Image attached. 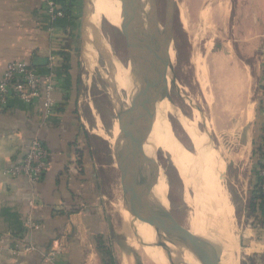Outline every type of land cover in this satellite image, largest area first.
Returning <instances> with one entry per match:
<instances>
[{
  "label": "rangeland",
  "instance_id": "obj_1",
  "mask_svg": "<svg viewBox=\"0 0 264 264\" xmlns=\"http://www.w3.org/2000/svg\"><path fill=\"white\" fill-rule=\"evenodd\" d=\"M225 1L229 12L227 11V14L225 12L222 16L220 12L216 14L214 0L173 1V17L169 26L170 42L167 45L168 57L173 66L171 75L169 70L168 75L166 74L168 76L166 78L168 80L170 100H161V102L166 103V107L158 109L157 106L155 114L163 122H167L164 128L166 127L168 134L165 133L164 129V135H166H163L165 145L162 141V145L166 148H162V150L164 149L162 152L165 151L168 159L161 154L160 149L163 146L159 148L154 146L153 152L155 153L154 162L165 173L162 175L160 171L157 172V176L160 177L161 189L163 187L162 196L168 197V199L166 197V200L172 217L187 232L190 231L187 228V220L188 216L192 214V210L183 200V184L178 177L176 169L171 166L170 162L175 158L177 147L186 150L191 149L192 143L190 139L195 136H198L200 142L202 141V144L205 143L207 147H209V144L212 147V143L216 145V142L220 139L221 145L225 148L229 147L232 142L233 138L227 136V131L232 126L230 121L227 120L226 113H224L228 99L222 96L224 95L222 93L223 85L220 83L223 66L220 63L222 54L227 55L229 61L226 65L229 67L246 71L244 73H249V70H251L253 76L252 78L248 76L247 79V87L252 90L251 99L256 98V89L261 85L257 68L254 69V66L257 67L256 59L260 50L258 48H256L257 50L252 49L250 46L249 50H247L243 47L247 42L243 40V35H239L240 24L237 21L239 11H236L237 0ZM121 2L130 4V0H121ZM73 6L77 8L78 18L77 22L71 25L70 38L72 44H69L72 46L68 49L69 53L79 60L78 74L81 79H77V88H80L79 92L77 89V104L82 121L92 135L91 142L97 151L98 188L95 193L92 192L93 197L95 196L93 198L95 204L92 207L100 210L105 217L106 223L100 230L103 232V238H99L98 248L101 250L102 257L107 251H110L113 261L111 262L105 257L106 264H162L149 254L147 249L152 246L142 244L140 239H132V236L137 234V230H134L135 227L132 228L134 226L132 223L130 224L132 227L129 226L118 210L119 204H122L125 209L122 203L125 200V195L124 191H122L124 190L123 186L120 185L122 184L121 166L114 162L111 154V148L116 145L112 134L113 123L122 125L125 122L127 123L129 116L134 118L135 108L133 103L135 104L136 101L138 102L144 98L141 95L143 90L139 83H137L139 89L131 91L130 88L124 89V84L119 80L122 72L125 74L128 72L129 74L132 70L133 73L135 71L126 50V39L118 26L110 24L104 18H102L97 30L88 22L85 25L83 0H73ZM180 6L183 7L184 13L186 12V17L188 16V28H184L179 20ZM205 6L210 8V16L201 20L198 12L204 9ZM152 7L159 27L164 30L170 20V8H168L166 0H154ZM196 26L198 27L196 28ZM202 31L203 33H201ZM199 34L203 36L200 37ZM86 55L88 56L86 65L89 68L84 64ZM73 66L75 67V63ZM38 71L41 72L40 70ZM172 75L173 82L170 80ZM129 80L130 78L128 77L129 84H132L131 80ZM106 81L109 82L107 83ZM254 127L257 131L258 126L257 124L254 125L253 118L251 124L245 127L249 141L248 153L240 157V149L237 147V151L233 149L229 152L232 153L231 157H227V154L224 155V184L230 201L235 205L239 264H264V253L255 252L254 247L245 248L252 243L248 244V240L243 237V231L248 228L249 224L248 202L246 200L248 198V195H246L247 185L245 187L244 185L251 180L254 169L250 160L252 136L257 133L254 131ZM151 133L152 129L149 137ZM205 139L208 140L206 141ZM170 141L175 145H170ZM237 143L235 142V144ZM122 149V144H120L119 150L122 151ZM182 159H180L181 162L178 160L179 164L181 163L180 165L183 164ZM262 162H264V158ZM144 243L148 242L144 241Z\"/></svg>",
  "mask_w": 264,
  "mask_h": 264
},
{
  "label": "crops",
  "instance_id": "obj_2",
  "mask_svg": "<svg viewBox=\"0 0 264 264\" xmlns=\"http://www.w3.org/2000/svg\"><path fill=\"white\" fill-rule=\"evenodd\" d=\"M236 11L239 35L247 42L243 47L260 50L254 69L261 85L251 99L258 130L252 140L256 136L264 146V0H237ZM77 18L75 6L71 18L53 22L50 34L42 0H0V77L9 61L26 62L45 72L52 54L62 84L53 93L55 111L45 119L39 105L27 106L18 99L0 107V264H104L98 240L103 238L105 217L92 207V192L98 188L97 151L77 104L75 85L81 78L73 66L77 58L68 49ZM63 63L68 64L67 71ZM249 74L252 78L251 70ZM34 136L51 150L49 172L37 183L9 176L6 168L20 158ZM252 164L255 171L244 185L249 224L243 237L252 243L245 248L264 253V203L255 202L254 211L249 204L258 168ZM29 245L33 249L25 251ZM52 249V259L47 260Z\"/></svg>",
  "mask_w": 264,
  "mask_h": 264
},
{
  "label": "bare ground",
  "instance_id": "obj_3",
  "mask_svg": "<svg viewBox=\"0 0 264 264\" xmlns=\"http://www.w3.org/2000/svg\"><path fill=\"white\" fill-rule=\"evenodd\" d=\"M141 3L142 6L146 9V11L150 10L151 4L149 1L142 0ZM214 3L216 4L214 6L216 14L220 12L222 16V14H224L225 12L226 14L229 12L227 2L225 0L223 1L214 0ZM207 4L209 5V3ZM182 6H180V15L178 17H180L179 20L182 22L183 27L188 28V23H187L188 16L186 17L185 15L186 12L184 13ZM93 8L94 11L88 18L89 21L92 19L90 22L96 28L95 30H97L98 26L100 25L102 18H104L107 22H109L114 26H119L120 10L123 11V13H125L126 15H130L131 13L130 10L131 3L124 4L121 2V0H93ZM209 14H210V8L208 6H205L204 9L198 12V15L201 18V20L206 19L208 16H210ZM197 27L198 26H196V28ZM142 31L144 37L148 41L152 42L155 39V34L152 31L150 23L148 21L143 22ZM203 31L201 33H203ZM199 36L201 37L203 35L199 34ZM192 38H196V37H192ZM140 47H141L140 50L144 51V45H140ZM87 57L88 56L86 55L84 58L85 65L88 62ZM228 61L229 59L227 58V55L222 54L220 63L223 64V66L221 69L222 80L220 83H222L223 85L222 93H224V95L222 96L228 99L227 101L228 103L224 108L225 111L224 113H226L227 120L230 121V125L232 126V128H230V130L227 131L228 134L226 133L227 136L233 138L232 142L230 143V146L229 147L226 146L227 148L222 146L220 139L218 140V142H216V145L215 143H212V147H210V144L209 147H207L205 143L202 144L201 143L202 141L200 142L198 136H195L190 139L192 143L191 149L186 150L177 147L178 149L175 153V158L173 157L174 159L171 160L172 162H170V164H172L171 166H173L176 169L178 177L180 178V181L183 184V188H184L183 200L190 208V210H192V214L188 216V220H187V228L190 231L189 232L185 231L186 239L189 243V250L191 254L193 253L205 264H239V260H238L239 245L237 241L238 231L236 226L235 205L230 201L224 184V167H225L224 155L227 154V157H231L232 153L229 152H231L233 149L236 150L237 147L240 149L239 150L240 157L245 153H248L249 141H248L247 130L245 127H247V125H250L251 122L253 121L255 111H254V103L251 101L252 90L248 89L247 87V83H248L247 79L248 76H250L249 73H244V71L242 72L235 67H229L228 65H226ZM86 67L89 68L88 65H86ZM134 74L133 72L129 74L128 72L126 74L123 72L121 73V79L119 77V80L122 81V83L124 84V87L122 84V87L124 89L130 88V90L133 91L134 89L138 88L137 86L138 84ZM128 77L130 78L132 84H129ZM127 93L129 92L127 91ZM165 104H166L165 102H161L158 105V109L159 108L161 109V107L165 108L166 107ZM135 111H136L134 113L135 115H133L134 118L129 116L127 123L125 122V124L122 125H120L119 123L116 124L113 123L112 134L114 137L113 139L116 142V145L114 146L112 145L113 147L111 148V154L116 164L117 163L119 164L122 151L127 147V145L130 142L131 139L130 131L133 126V121L137 117L139 108L136 107ZM165 123L167 122L165 121L163 122L159 116L155 117L152 133L149 137L150 143L145 146L148 156L144 161V170L141 178L143 182L148 184V188L151 191V193H153L157 198L161 199L163 203L167 205L166 197L162 196L163 187L161 189L160 177L157 176L158 171H160L162 175L165 173L164 170L160 168V166L157 163L154 162L155 153L152 152L154 146H157L158 148L163 146L160 149L161 154L163 155V157L168 159L165 151L162 152L164 150V149L162 150V148H166L164 146L165 141H163V137L166 135V134L164 135V129L166 128V127L164 128ZM165 133L168 134L167 129H165ZM162 141L164 142L163 143L164 145H162ZM233 141L238 142L239 144L238 143L235 144V142ZM171 143L170 145H173V142ZM120 144H122L123 147L122 151L119 150ZM224 151H226L227 153ZM180 159H182L183 161L182 165H180L181 163L179 164ZM122 203L124 204L125 209L123 208L122 204L117 203L120 205V206L118 205V210L122 218L126 220L129 226L131 223L132 225H134L133 227L132 226L130 227L132 228L135 227L134 230L135 229L137 230L139 236H141L145 242L155 244L152 247H148L150 248L147 249L149 254H151L162 264H167L162 252L163 239L161 238V236L163 235V225L159 217H157V215L155 214H151L148 215L146 221L134 219V215L131 212L133 201L131 199H127L126 205H125V200L122 201ZM133 238L139 239L137 234L132 236V239ZM191 254L187 251H183L182 252L183 260L188 264H199Z\"/></svg>",
  "mask_w": 264,
  "mask_h": 264
},
{
  "label": "water",
  "instance_id": "obj_4",
  "mask_svg": "<svg viewBox=\"0 0 264 264\" xmlns=\"http://www.w3.org/2000/svg\"><path fill=\"white\" fill-rule=\"evenodd\" d=\"M173 1L166 0L167 6L170 8V20L164 30L159 27L155 13L152 10L154 0H149L151 4L149 11H146L140 0H130V15H126L120 10V24L118 27L126 39V50L135 69V74H133L143 90L144 98L143 100L140 99L141 102L138 101L139 103H133L135 110L138 107L139 111L130 131V142L122 151L119 165L122 170L125 205L127 199L133 201L131 212L134 219L146 221L148 215H157L163 225L162 252L166 263L188 264L182 258L183 251L191 254L185 228L174 220L168 205L151 193L148 184L143 182L141 178L144 161L148 156L145 146L150 143L149 134L153 127L157 106L163 99L170 100L166 74L169 70L171 75L173 66L169 60L167 50L168 42H170L169 26L173 17ZM93 9V0H83L85 25L87 22L91 24L88 17L93 13ZM89 12L90 14H88ZM144 21L150 23L155 34V39L152 42L148 41L143 35L142 26ZM140 45H144V51L140 50ZM170 80L173 82V75ZM137 89H139V86ZM137 236L142 244L155 245L154 243H144L138 232ZM191 255L199 264H205L193 253Z\"/></svg>",
  "mask_w": 264,
  "mask_h": 264
},
{
  "label": "built area",
  "instance_id": "obj_5",
  "mask_svg": "<svg viewBox=\"0 0 264 264\" xmlns=\"http://www.w3.org/2000/svg\"><path fill=\"white\" fill-rule=\"evenodd\" d=\"M44 10L49 18L47 27L51 34L53 22L65 18L61 0H42ZM45 72H39L36 67L22 61L6 63L0 77V107L5 106L11 99H18L23 104L39 105L42 108L43 119L51 116L55 111L56 99L53 93L61 87V80L54 70L53 55L47 57ZM51 167V150L38 136H34L26 150L18 160L6 168V173L12 177H23L31 183L41 181ZM255 188L264 203V162L256 169ZM264 222V215H263ZM25 251L33 249L26 246ZM52 251L48 252L47 260L52 259Z\"/></svg>",
  "mask_w": 264,
  "mask_h": 264
},
{
  "label": "trees",
  "instance_id": "obj_6",
  "mask_svg": "<svg viewBox=\"0 0 264 264\" xmlns=\"http://www.w3.org/2000/svg\"><path fill=\"white\" fill-rule=\"evenodd\" d=\"M61 2H62V8H63V10L65 12V17L66 18H71V15H72L73 9H74L73 0H61ZM61 53L65 54V52H61ZM62 66L67 71L68 64H66V63L64 64L63 63ZM78 68H79V62L76 59V61H75V70L77 71ZM77 86H78V83H77V80H76V85H75L76 89H78ZM254 125H256V123ZM254 131H256L255 127H254ZM262 158H264V146L262 145V143L259 140H257V137L255 136L253 138V140H252L251 161H252V163L256 164V166L259 168L263 164ZM254 187H255V185H254ZM259 200L262 201L261 195L258 194V191H257L256 188H253V191L251 192V197H250V200H249L250 206L251 207L253 206V208H251L252 209L251 211H254L255 202H257ZM261 225L264 226L263 218L261 220ZM105 257H107L108 260H110L111 262L113 261L112 260V256L110 254V251H107V253L105 255H103V257H102L104 264L107 263Z\"/></svg>",
  "mask_w": 264,
  "mask_h": 264
}]
</instances>
